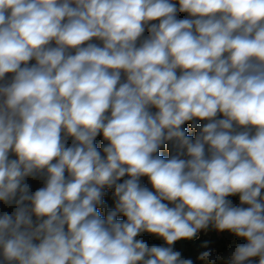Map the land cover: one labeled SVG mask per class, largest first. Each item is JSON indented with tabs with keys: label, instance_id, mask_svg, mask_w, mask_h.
I'll use <instances>...</instances> for the list:
<instances>
[{
	"label": "clouds",
	"instance_id": "9594fccd",
	"mask_svg": "<svg viewBox=\"0 0 264 264\" xmlns=\"http://www.w3.org/2000/svg\"><path fill=\"white\" fill-rule=\"evenodd\" d=\"M0 264H264V0H0Z\"/></svg>",
	"mask_w": 264,
	"mask_h": 264
}]
</instances>
